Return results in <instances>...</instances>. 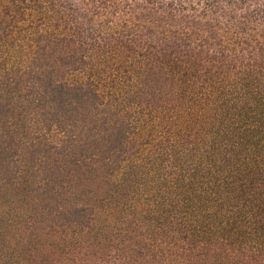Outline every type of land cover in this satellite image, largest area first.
Segmentation results:
<instances>
[{"label": "trees", "instance_id": "16d2710c", "mask_svg": "<svg viewBox=\"0 0 264 264\" xmlns=\"http://www.w3.org/2000/svg\"><path fill=\"white\" fill-rule=\"evenodd\" d=\"M0 0V264H264V0Z\"/></svg>", "mask_w": 264, "mask_h": 264}, {"label": "rangeland", "instance_id": "374dc122", "mask_svg": "<svg viewBox=\"0 0 264 264\" xmlns=\"http://www.w3.org/2000/svg\"><path fill=\"white\" fill-rule=\"evenodd\" d=\"M50 1H54V0H50ZM66 1H67L68 5L72 8L81 6V4H80L81 0H66ZM42 2H43L44 6L49 4V0H42Z\"/></svg>", "mask_w": 264, "mask_h": 264}]
</instances>
